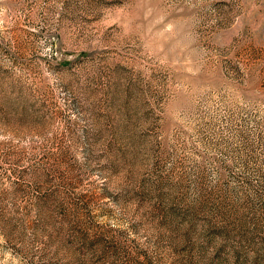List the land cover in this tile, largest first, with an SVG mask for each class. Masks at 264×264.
Instances as JSON below:
<instances>
[{
	"label": "rangeland",
	"instance_id": "1",
	"mask_svg": "<svg viewBox=\"0 0 264 264\" xmlns=\"http://www.w3.org/2000/svg\"><path fill=\"white\" fill-rule=\"evenodd\" d=\"M0 264H264V0H0Z\"/></svg>",
	"mask_w": 264,
	"mask_h": 264
}]
</instances>
